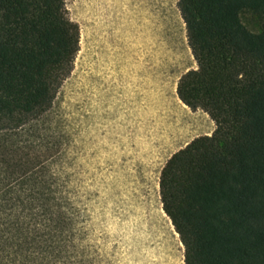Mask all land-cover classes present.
<instances>
[{
	"label": "trees",
	"instance_id": "1",
	"mask_svg": "<svg viewBox=\"0 0 264 264\" xmlns=\"http://www.w3.org/2000/svg\"><path fill=\"white\" fill-rule=\"evenodd\" d=\"M177 7L197 64L177 96L215 129L166 161L162 209L184 264H264V0ZM244 11L259 17L258 33L243 24ZM78 50L66 0H0V242L44 264L70 247L72 218L55 160L34 136H44L40 125Z\"/></svg>",
	"mask_w": 264,
	"mask_h": 264
},
{
	"label": "rangeland",
	"instance_id": "2",
	"mask_svg": "<svg viewBox=\"0 0 264 264\" xmlns=\"http://www.w3.org/2000/svg\"><path fill=\"white\" fill-rule=\"evenodd\" d=\"M177 2L66 0L79 50L40 125L46 138L34 139L62 178L71 244L45 264H184L159 178L174 153L215 125L177 96L180 77L197 68ZM241 20L260 31L252 11ZM13 244L0 242V264H44Z\"/></svg>",
	"mask_w": 264,
	"mask_h": 264
}]
</instances>
